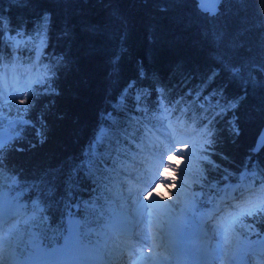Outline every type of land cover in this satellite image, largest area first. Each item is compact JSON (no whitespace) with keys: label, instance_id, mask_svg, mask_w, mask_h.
Listing matches in <instances>:
<instances>
[{"label":"trees","instance_id":"16d2710c","mask_svg":"<svg viewBox=\"0 0 264 264\" xmlns=\"http://www.w3.org/2000/svg\"><path fill=\"white\" fill-rule=\"evenodd\" d=\"M0 31V64L39 70L43 81L26 95L0 167V189L39 208L32 226L43 245L74 224L83 244L100 245L109 169L133 156L145 116L160 109L204 146L199 190H256L248 203L260 208L244 216L264 235V146L254 152L264 0H222L216 15L196 0H0ZM7 34L30 40L15 47Z\"/></svg>","mask_w":264,"mask_h":264},{"label":"rangeland","instance_id":"374dc122","mask_svg":"<svg viewBox=\"0 0 264 264\" xmlns=\"http://www.w3.org/2000/svg\"><path fill=\"white\" fill-rule=\"evenodd\" d=\"M8 40L18 47L30 38L21 40L18 35H8ZM40 74L39 70L16 63L9 66L0 65V143L15 135V127L17 128L22 118L23 111L20 110L25 106V96L32 86L41 82ZM168 115L169 111L163 109L147 118L153 128L140 137L146 152L150 153L146 157L147 161L140 159L144 158L140 155L145 151L140 146L138 152L141 153L134 155L129 162L134 168L129 172L125 171L129 175L120 173L116 168L109 176L110 182L106 189L110 192L109 214L112 223L109 224L113 226L111 230L115 236L121 229L132 232L131 240L128 241V244L131 243L130 248L121 254L120 263L231 264V259L243 255L244 249L251 250L255 247L254 250L259 249L258 251L264 254V235L255 232L244 216V213H251V209L238 206V199L232 197L235 184L227 187H230V193L225 201V204L229 203L230 208L234 205V210L215 214V204L200 205L203 193L198 189L203 176L199 163L205 158L204 146L200 139L195 140V135L189 131L190 128L183 125L180 128L175 122H169L166 117ZM104 132L105 129H102L100 137ZM121 170L124 171L125 168L122 167ZM131 170H137L136 174ZM227 188L223 186L222 193ZM216 194L211 191L208 193L213 197ZM25 204L12 196L9 190L0 189V215L8 213L10 209L19 210ZM34 219V211H23L7 232H0V264L21 263L27 256L36 261L40 258L39 264L46 263L48 260L45 259H49V254H55V249H58L56 256L65 248L64 253L72 249L73 253L78 255L90 254L79 244L76 228L69 232L62 246L45 248L36 232L32 228L24 227ZM18 227L23 229L21 234H16ZM194 228L197 235L193 244L197 245L191 247L183 238V232ZM200 234H204V237H199ZM22 235L25 239L20 243L18 238ZM110 241L112 242L111 237ZM19 249H22L25 255L17 254ZM111 249H114V245ZM251 252L246 253L245 260L244 255L242 256L246 264H264V255ZM113 253H109L105 258L101 253L96 259L102 264H107L111 262L108 257Z\"/></svg>","mask_w":264,"mask_h":264},{"label":"water","instance_id":"95a60500","mask_svg":"<svg viewBox=\"0 0 264 264\" xmlns=\"http://www.w3.org/2000/svg\"><path fill=\"white\" fill-rule=\"evenodd\" d=\"M196 1L201 11L205 13H209L210 15H216L222 0H196ZM263 146H264V126L262 127L256 138L254 151L258 152L259 150L262 149Z\"/></svg>","mask_w":264,"mask_h":264},{"label":"bare ground","instance_id":"6f19581e","mask_svg":"<svg viewBox=\"0 0 264 264\" xmlns=\"http://www.w3.org/2000/svg\"><path fill=\"white\" fill-rule=\"evenodd\" d=\"M196 3H197V1H196ZM197 7H198V3H197ZM199 8V7H198ZM200 10V9H199ZM201 11V10H200ZM203 12V11H202ZM7 36H8V34H7ZM133 172H135L136 173V171H133ZM124 174H127V173H124ZM127 175H129V174H127ZM27 209V207H24L23 209H20V211H23V210H26ZM5 214H2V215H0V219L4 216ZM13 219V218H12ZM3 224H8L7 222L6 223H3ZM54 253H57V250H54L53 251ZM48 256V255H47ZM49 259H45V260H52V261H55V260H61V261H64V262H68V261H70V262H72L71 264H76V261H73L72 260V257H71V251H67V252H65L64 253V251L63 252H61V254L60 255H57V256H53V255H50L49 254ZM40 259V258H39ZM38 259V260H39ZM42 260H43V258H41ZM36 261V259H34V258H30L29 260H25L24 262H21V263H16V264H39V263H41V262H39V261ZM239 261L240 260H237L236 262H235V264H238L239 263ZM79 262V261H78ZM68 264V263H67ZM78 264H82V261H80ZM87 264V263H86Z\"/></svg>","mask_w":264,"mask_h":264},{"label":"snow or ice","instance_id":"6c2138e0","mask_svg":"<svg viewBox=\"0 0 264 264\" xmlns=\"http://www.w3.org/2000/svg\"><path fill=\"white\" fill-rule=\"evenodd\" d=\"M206 10V9H205ZM45 20V25H42L41 28L43 29L46 26V22H47V17L45 16L43 18ZM22 25H17V28H20ZM3 31H0V41L3 40ZM35 99V96H33V100ZM22 103L24 101H21ZM20 111H24V109H21ZM10 147L9 144H5V143H0V167H3V155L4 152Z\"/></svg>","mask_w":264,"mask_h":264}]
</instances>
